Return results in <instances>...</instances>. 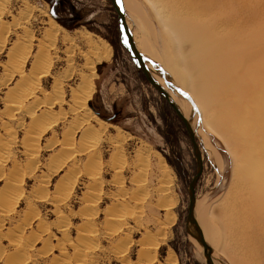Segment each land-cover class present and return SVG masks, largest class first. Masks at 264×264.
Instances as JSON below:
<instances>
[{"label": "rangeland", "instance_id": "rangeland-1", "mask_svg": "<svg viewBox=\"0 0 264 264\" xmlns=\"http://www.w3.org/2000/svg\"><path fill=\"white\" fill-rule=\"evenodd\" d=\"M27 1L46 11L63 31L58 32L49 50L52 65L47 77L40 79L26 100L27 110L13 114L6 105L10 99L7 90L21 81L19 75L8 78L7 53L22 35L21 29L13 27V21L20 20L24 12L21 2L9 0L11 13L0 19L4 27H0V190L15 184L13 202L6 207L11 213L0 218V264H9L10 257L19 255L23 261L18 264H62L59 260L63 257L67 264H170L167 258L171 253L176 264H205L200 247L186 229L187 188L196 171L190 141L173 110L145 81L121 46L110 1ZM135 1L147 25L137 28L127 14L126 22L137 44L141 41L148 46L144 57L157 65L149 66L151 73L189 112L201 151L203 171L195 187V215L204 209L212 214L208 221L218 237L212 248L214 264H264V240L258 235L264 232V198L258 189L241 183L244 175L240 171L233 176L231 142L229 147L207 129L202 113L186 94V89L194 97L202 93L186 46L175 44L146 0ZM252 2L264 17V0ZM46 22L47 18L33 13L29 20L35 30L33 44L44 40ZM79 32L91 33L99 49L102 42L109 45V59L95 62L92 48ZM35 45L24 66L26 73ZM84 55L95 66L94 92L87 108L101 121L119 127L125 141L110 127L102 132L97 145L91 138L83 146L78 144L86 129V115L73 110L77 107L70 94L79 83L78 74H90L84 68ZM68 56L71 63L65 61ZM57 87L60 94L55 92ZM16 92L20 96V91ZM98 96L105 103L99 114ZM207 97L202 95L204 102ZM90 123L95 131H101L98 123ZM108 140L121 142L119 149ZM69 144H73L70 152L66 151ZM160 157L167 167L165 172ZM236 165L238 169L243 164ZM166 205L171 207L166 210ZM115 220H122V224ZM89 231L93 235L90 242L81 244L79 238ZM78 245L81 249L89 245L85 258L75 255ZM145 247L153 251L143 254Z\"/></svg>", "mask_w": 264, "mask_h": 264}, {"label": "bare ground", "instance_id": "bare-ground-1", "mask_svg": "<svg viewBox=\"0 0 264 264\" xmlns=\"http://www.w3.org/2000/svg\"><path fill=\"white\" fill-rule=\"evenodd\" d=\"M8 1L0 0V19L5 14L11 13ZM18 1L21 2L24 12L21 14L20 20L15 19L13 21V27H16L15 30L21 29L22 35L17 37L14 45L7 53V65L10 68L8 78L12 79L13 76L19 75L21 81L20 84H13L7 90L8 93L6 92L7 95H10V99L6 105L7 108L13 111V114L27 110L25 105L26 100L33 93L36 86H39L40 79L47 77L52 65L49 50L53 49L58 32L60 30L63 31L57 23L48 17L46 11L32 5L27 0ZM146 1L150 4L161 26L170 34L175 44L185 45L187 48L186 55L194 64L193 75L195 74L196 76L195 83L202 93L198 97H194L192 92L186 89V94L191 98L197 110L202 113V121L207 126V129L217 133L227 142L228 146L229 141L231 142L232 145L230 146L232 150L231 148L229 150L232 156L233 176L237 177L240 171L244 175L241 183L244 186L258 189L261 197L264 198V17H261V13L263 12L253 8L252 0ZM123 6L126 14L137 24V28H141L142 24L147 25V19L135 0H123ZM34 12H37L41 17L47 18L46 24L48 26L42 32L44 40H38L36 45L33 44L36 41L34 37L35 30L32 29L31 23H29ZM40 23L45 24L43 21ZM126 23L129 29H131V25L128 22ZM9 25L12 27L11 23ZM0 27L4 28L3 25ZM5 27L6 29H10L8 26ZM79 37L92 48L91 56L95 62L98 63L109 59L111 54L109 45L102 42V47L99 49L93 42L92 34L89 32H79ZM132 39L139 53L144 56L145 53L149 52L148 46L145 43L139 41L137 44L134 33ZM33 45L36 47V52L32 56L30 68L26 73L24 66L33 49ZM83 57L86 60L84 68L90 74L81 71L78 74L79 83L71 90L70 94L71 102L77 107L73 110H81L86 115V120L83 122L86 129L79 137L78 144L80 146L85 145L84 143L89 138H91V141L93 140V145L98 143L101 140L102 132L110 127L125 141L126 138L123 137L122 130L119 127L107 124L90 114L87 102L91 99L94 92L92 81L94 76L92 73L95 70V66L94 62L89 61L86 55ZM65 61L66 63H71L72 59L68 56ZM151 75L161 85L160 78L152 73ZM161 87L165 90L164 86L161 85ZM16 89L20 91V96L18 97L16 96ZM55 92L60 94L61 89L57 87L55 88ZM166 92L177 105L184 119L189 122L193 131L192 124L188 119L189 112L180 105L174 94L169 91ZM202 95L208 96L207 102L203 101ZM211 116L215 117V119H210ZM91 120L99 124L101 128L100 132L95 131L92 127ZM193 133L195 134L194 131ZM108 141L114 149H119L121 142ZM72 146L73 144L67 145L66 151L70 152ZM82 152L79 151L77 153ZM214 158L217 166H220V159L216 152L214 153ZM159 162L165 172L167 167L161 157ZM237 163H242L243 165H240L237 169ZM12 188H15V184H11L5 190H0V218H5L11 213L6 207L9 206L8 203L13 202ZM170 207L171 205H166L165 209L168 210ZM228 210L231 211V209ZM261 211L264 212V206L261 207ZM209 215H212L209 209H204L202 212L199 211V214L195 215V218L202 230L206 243L213 248L216 245L218 237L216 230L208 221ZM113 216L116 215L113 214ZM118 217L121 216H116V218ZM87 218L85 219V223H88ZM232 218L231 215V220ZM262 220L264 221V216ZM115 221L119 225L122 224V220ZM232 223H234V220ZM87 234L79 238L81 244L90 242L89 239L93 235L92 233L90 235V231ZM252 235L254 240L257 239L255 232ZM258 235L264 240V232ZM193 242L199 246L196 241L193 240ZM19 246L21 248L22 244ZM19 246H17L16 250H18ZM88 246L83 248L84 250L81 249L80 245L74 247L75 255L85 258L84 253L89 249ZM151 251L153 250L150 247H145L141 250L143 254H149ZM63 258L66 259L65 257ZM64 259L59 260V262L67 264ZM21 260L20 255L10 257L8 263L18 264ZM167 263H177L172 253L167 258Z\"/></svg>", "mask_w": 264, "mask_h": 264}, {"label": "water", "instance_id": "water-1", "mask_svg": "<svg viewBox=\"0 0 264 264\" xmlns=\"http://www.w3.org/2000/svg\"><path fill=\"white\" fill-rule=\"evenodd\" d=\"M117 17V28L120 38V44L123 49L128 53L129 57L131 58L132 62L136 66L137 70L142 74L145 81L160 95V97L167 102L170 108L175 113L178 120L184 125L186 134L190 141L193 156L195 159L196 164V171L195 175L193 176L191 182L188 185L187 192L189 197V203L187 208V217H186V229L189 236L197 242L199 247L201 248L202 256L204 259L205 264H214L213 259V250L212 248L206 243L201 228L199 227L196 218H195V187L197 181L199 180L201 173L203 171V161L201 158V153L199 149V145L196 142L195 134L191 130L189 122H187L181 111L178 109L177 105L171 100L169 94L159 85L155 79L152 77L151 72L148 66H156V64L152 63L146 57H144L141 53H139L136 49L134 41L132 39V34L127 26L126 23V13L125 10L118 12L117 6L114 5L111 0H109ZM126 41V42H125ZM173 87V86H172ZM175 90L179 91L176 87H173ZM185 96V95H184ZM186 97V96H185ZM187 98V97H186ZM188 99V98H187ZM189 100V99H188Z\"/></svg>", "mask_w": 264, "mask_h": 264}, {"label": "snow or ice", "instance_id": "snow-or-ice-1", "mask_svg": "<svg viewBox=\"0 0 264 264\" xmlns=\"http://www.w3.org/2000/svg\"><path fill=\"white\" fill-rule=\"evenodd\" d=\"M111 2L117 6L118 12L124 11L123 0H111ZM97 99L99 100V109H98V114H99V110H102L105 107V103L103 99H101L99 96L97 97ZM112 107L115 108V103H113Z\"/></svg>", "mask_w": 264, "mask_h": 264}, {"label": "flooded vegetation", "instance_id": "flooded-vegetation-1", "mask_svg": "<svg viewBox=\"0 0 264 264\" xmlns=\"http://www.w3.org/2000/svg\"><path fill=\"white\" fill-rule=\"evenodd\" d=\"M166 102V101H165ZM167 103V102H166Z\"/></svg>", "mask_w": 264, "mask_h": 264}]
</instances>
